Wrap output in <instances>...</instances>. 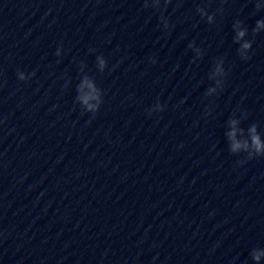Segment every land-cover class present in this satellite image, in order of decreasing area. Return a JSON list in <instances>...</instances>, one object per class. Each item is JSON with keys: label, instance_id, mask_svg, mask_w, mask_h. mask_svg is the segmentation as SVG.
<instances>
[{"label": "water", "instance_id": "95a60500", "mask_svg": "<svg viewBox=\"0 0 264 264\" xmlns=\"http://www.w3.org/2000/svg\"><path fill=\"white\" fill-rule=\"evenodd\" d=\"M257 2L0 0V264H255L264 156L231 153L226 133L235 114L264 138ZM84 77L96 113L77 103Z\"/></svg>", "mask_w": 264, "mask_h": 264}, {"label": "clouds", "instance_id": "9594fccd", "mask_svg": "<svg viewBox=\"0 0 264 264\" xmlns=\"http://www.w3.org/2000/svg\"><path fill=\"white\" fill-rule=\"evenodd\" d=\"M162 2L165 5L171 3L172 0H144V7L154 8L157 10H161ZM257 11L264 9V4L259 2L256 3ZM202 17H207L209 23L215 22V15H209L205 7H200L197 9ZM222 11V9H221ZM161 22L165 29L170 27L168 20L164 17L163 11L161 12ZM262 29H264V19L257 20L256 26L253 29L254 33H259ZM235 43L239 44L240 47L238 52L242 59H249V51L252 49V41L246 40L245 37L248 36V29L243 25L241 21H237L234 24ZM189 47L193 48L197 54V57H202V50L196 48L195 44H190ZM62 49L57 50V55H61ZM98 66L101 72H103L107 68V60L103 56L97 57ZM155 63V61H153ZM226 76L224 61L223 59H218L215 63L209 78L215 81L214 87H209L206 95L212 96L216 94L218 89L223 87L224 77ZM18 78L22 81L27 80L29 77L24 72H18ZM103 92L97 86L96 82L89 78L84 77L80 84L77 85V103L80 104L82 109L85 112L96 113L99 111L101 105L103 104ZM165 105L157 101L152 111H164ZM246 118V116H245ZM230 131L226 133L229 143V150L233 154L247 153L248 157L254 158L256 156H264V138L260 131L258 130V126L256 124H252L245 130L240 127L241 120L236 118V115L233 114V117L229 120ZM252 260L255 264H259L262 257H264V249L256 248L251 252Z\"/></svg>", "mask_w": 264, "mask_h": 264}]
</instances>
